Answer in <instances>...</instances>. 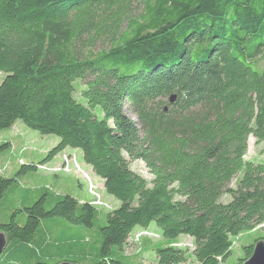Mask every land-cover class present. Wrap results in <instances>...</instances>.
I'll list each match as a JSON object with an SVG mask.
<instances>
[{
  "label": "trees",
  "instance_id": "1",
  "mask_svg": "<svg viewBox=\"0 0 264 264\" xmlns=\"http://www.w3.org/2000/svg\"><path fill=\"white\" fill-rule=\"evenodd\" d=\"M0 73V132L59 140L16 175L78 150L119 203L24 188L0 264H140L125 246L152 224L156 264H242L264 241L229 261L264 224V160H245L248 138L264 142V0H0ZM15 182L0 169V202Z\"/></svg>",
  "mask_w": 264,
  "mask_h": 264
},
{
  "label": "rangeland",
  "instance_id": "2",
  "mask_svg": "<svg viewBox=\"0 0 264 264\" xmlns=\"http://www.w3.org/2000/svg\"><path fill=\"white\" fill-rule=\"evenodd\" d=\"M105 47L103 44H98L94 51H99ZM106 48V47H105ZM4 75L0 73V83ZM77 97V96H76ZM135 119V117H132ZM59 140L54 136H43L36 131L27 129L22 123L16 122L12 128L0 132V145L9 143V147L0 155V169L4 170L6 178L16 177V182L10 187L3 199L0 202V223H8L11 214L20 206L22 192L24 188L33 189L45 187L50 191L70 195L77 199L80 203L88 202L96 206L104 212H110L119 206V203L107 196L104 192L103 182L96 178L90 167L86 166L82 160V154L78 150L66 149L56 156L49 164L39 167L35 172H28L24 175H16L21 164H37L45 158L46 153L51 150ZM247 161H262L264 160V142L256 144L253 138H248L247 153L245 156ZM69 164L67 173L55 174V170L60 168L63 162ZM129 168L132 172L149 181L150 175L140 162H130ZM16 175V176H15ZM95 189V197L89 193V186ZM230 187H234V180ZM230 198L223 196L222 203H228ZM14 219L18 224L23 222L22 214H15ZM59 221V220H55ZM89 231H86L88 233ZM257 236H264V224L258 227L253 232L244 233L239 238L233 240L232 255L229 261L234 262L242 256L240 247L251 243ZM144 240L154 244L161 241V234L155 225L144 231L135 229L130 235L125 252L127 255H134L141 248L140 264H156L154 255L148 249V245L141 244ZM178 247L181 249H193L192 240L186 237H180ZM186 264H196L191 257Z\"/></svg>",
  "mask_w": 264,
  "mask_h": 264
},
{
  "label": "water",
  "instance_id": "3",
  "mask_svg": "<svg viewBox=\"0 0 264 264\" xmlns=\"http://www.w3.org/2000/svg\"><path fill=\"white\" fill-rule=\"evenodd\" d=\"M174 96L169 98V104H173ZM6 247V239L4 234L0 233V255ZM242 264H264V241L260 240L255 243L251 256Z\"/></svg>",
  "mask_w": 264,
  "mask_h": 264
},
{
  "label": "built area",
  "instance_id": "4",
  "mask_svg": "<svg viewBox=\"0 0 264 264\" xmlns=\"http://www.w3.org/2000/svg\"><path fill=\"white\" fill-rule=\"evenodd\" d=\"M69 164L67 163V161H65V162H63V164L60 166V168H58V169H56L55 170V174H58V173H67L68 171H69ZM89 193L91 194V195H94L95 197H97L98 195L96 194V192H95V189L90 185L89 186ZM98 198V197H97ZM138 241L136 240V242L135 243H137ZM135 243H133V244H135Z\"/></svg>",
  "mask_w": 264,
  "mask_h": 264
}]
</instances>
